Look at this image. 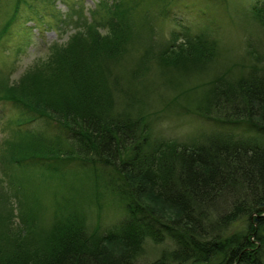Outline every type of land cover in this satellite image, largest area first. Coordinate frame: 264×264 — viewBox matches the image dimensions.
<instances>
[{"label":"trees","instance_id":"16d2710c","mask_svg":"<svg viewBox=\"0 0 264 264\" xmlns=\"http://www.w3.org/2000/svg\"><path fill=\"white\" fill-rule=\"evenodd\" d=\"M117 1L122 9L109 10L117 17H110L108 33L97 29L71 35L51 47L42 68L38 64L35 74L14 84L15 109L33 120L40 115L53 122L60 141L54 145L45 138L47 143L39 144L32 133L18 130L17 138L25 139L17 146L11 140L9 147L22 152L36 144L34 149L50 154L49 147L56 146L54 154L67 159V170L99 169L126 216L105 232L88 234L73 208L59 207L54 221L39 231L20 215L19 229H26L21 234L10 229L12 216L1 214L0 264H134L147 238L167 243L165 257L176 264H264V63L258 64L247 49L255 61L214 75L206 90L182 104L227 130L190 144L154 135V117L143 114L138 89L139 77L148 71L145 60L167 76L171 70L198 73L214 60L216 42L203 33L186 35L182 44H146L137 62L119 71L115 61L131 51L138 5L107 0L111 5ZM250 8L264 24V3ZM40 154L50 159L46 153L28 157L53 171ZM93 189L95 183L85 177L79 199L85 203L92 194L99 197ZM149 198L174 214L155 212L145 203ZM115 240L119 250L110 253L107 243Z\"/></svg>","mask_w":264,"mask_h":264},{"label":"rangeland","instance_id":"374dc122","mask_svg":"<svg viewBox=\"0 0 264 264\" xmlns=\"http://www.w3.org/2000/svg\"><path fill=\"white\" fill-rule=\"evenodd\" d=\"M133 1L138 5L137 14L132 18L137 25L134 26L136 35L130 38L133 43L131 51L115 61L119 71L126 72L132 63H136L139 55L148 49V44H182L186 35L205 33L209 39L215 40L217 46L214 60L205 62L198 73L171 70L167 76L145 60L143 66L148 71L139 77L138 89L143 93V114L146 118L154 117L153 134L190 144L199 136L227 130L183 108H186V102L196 99V94L206 90L205 83L214 75L230 69H243L255 60L258 64L264 63V24L254 17L250 8L253 3H264V0ZM118 4L123 2L111 5L107 0H0V215L8 213L12 216L10 229L13 231L26 232L25 228L19 229L20 215L39 226L38 231L49 227L59 207L73 208L84 220L88 234L105 232L126 216V207L113 193L110 184L104 181L107 177L99 169L67 170V159L54 154L56 146L49 147L50 154L34 149L36 144L25 151L22 149V152H18V147L14 150L9 147L11 140H15L17 146L19 140L25 139L17 138L18 130L32 133L38 137L39 144L46 142L45 138L54 145L60 141L53 122L40 115L33 120L20 109H15L12 104L14 87L25 76L35 74L39 66L42 68L55 44L65 43L71 35H87L97 29L102 35L108 33V23L117 17V13L109 10H121L122 5ZM92 22L95 25L86 29ZM247 49H252L255 60L246 55ZM241 62L245 65L236 66ZM188 91L192 94L185 95ZM235 131L239 132V129L235 128ZM31 152L46 153L50 159L45 160L47 157L43 154L40 158L51 162L53 171L40 160L33 161L28 157ZM54 156L56 158L52 159ZM71 177L78 180H71ZM85 177L95 183L93 190L98 189L101 195L92 194L83 203L78 194ZM145 203L166 217L174 214L171 207L161 205L153 198ZM26 211L28 214L24 216ZM117 244L116 240L108 242V251L118 252ZM166 244H156L147 238L134 264H176L165 257Z\"/></svg>","mask_w":264,"mask_h":264}]
</instances>
